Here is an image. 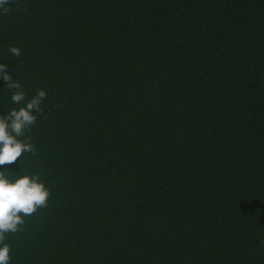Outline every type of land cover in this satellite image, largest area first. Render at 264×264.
Returning a JSON list of instances; mask_svg holds the SVG:
<instances>
[{
    "label": "trees",
    "instance_id": "trees-1",
    "mask_svg": "<svg viewBox=\"0 0 264 264\" xmlns=\"http://www.w3.org/2000/svg\"><path fill=\"white\" fill-rule=\"evenodd\" d=\"M5 7L0 63L47 96L0 172L49 191L9 264H264V0Z\"/></svg>",
    "mask_w": 264,
    "mask_h": 264
},
{
    "label": "clouds",
    "instance_id": "clouds-1",
    "mask_svg": "<svg viewBox=\"0 0 264 264\" xmlns=\"http://www.w3.org/2000/svg\"><path fill=\"white\" fill-rule=\"evenodd\" d=\"M9 0H0V8L7 14L5 7ZM10 54L21 56V50L10 47ZM8 66L0 63V78L7 83L9 90L16 89L11 96L15 104L23 103L18 110L13 108L6 117H0V165L13 164L25 152H34L32 144L18 139L25 135L27 130L36 122V115L41 109V103L46 98L44 90H37L36 95L26 100L25 93L20 90L22 85L15 81L8 73ZM0 172V264H9L10 247L5 243L6 234L16 233L18 226L24 224L23 217L31 216L38 208L46 207L49 191L38 176L23 175L15 180H10ZM22 214V215H21Z\"/></svg>",
    "mask_w": 264,
    "mask_h": 264
}]
</instances>
